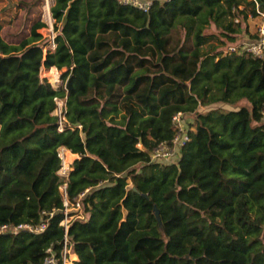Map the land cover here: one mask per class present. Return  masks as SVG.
<instances>
[{"label": "trees", "instance_id": "obj_1", "mask_svg": "<svg viewBox=\"0 0 264 264\" xmlns=\"http://www.w3.org/2000/svg\"><path fill=\"white\" fill-rule=\"evenodd\" d=\"M51 12L47 52L40 16L18 43L0 20V227L48 222L0 233V264L60 253L65 199H81L84 215L69 213L73 264H264V58L223 51L244 30L259 38L254 1L152 0L144 11L53 0ZM50 66L67 91L41 78ZM56 96L67 98L62 131ZM179 113L193 117L180 157L153 161Z\"/></svg>", "mask_w": 264, "mask_h": 264}, {"label": "built area", "instance_id": "obj_2", "mask_svg": "<svg viewBox=\"0 0 264 264\" xmlns=\"http://www.w3.org/2000/svg\"><path fill=\"white\" fill-rule=\"evenodd\" d=\"M120 2L124 4H131L134 6H137L141 8L144 11H148L151 7L152 0H119ZM256 6V11L259 14V28H258V34L259 38L257 40H247L243 42H239L238 44H232L229 45L226 50H224L225 53H243L248 52L252 54L255 57L264 58V9L261 8V1L260 0H253ZM53 4V3H52ZM50 0H45V6H44V16L47 15V20L45 21L47 23V31H49L48 35V43L45 45L47 46L48 50H54L56 47V32L54 31V18L51 12V5ZM238 21V19H235ZM44 47V48H45ZM40 76L43 80L48 81L53 88H59L62 87L66 91L68 90L67 83L68 79H64L62 75V70H60L56 66H50L48 68L43 67L40 72ZM57 107L55 109V114L58 117V130L62 131L64 129V123L66 121V105H67V98L66 97H58L56 96L54 98ZM262 112L264 114V105ZM185 114L179 113L173 117V122L176 127V134L171 144L168 143H161L155 150L152 152V160L155 161H176L180 157V152L182 146H184L189 139L188 130L185 127V123L183 120V117ZM67 154L68 149L61 148L60 150V157L62 159V166L60 170L58 171V174L66 179L68 177L69 171L71 169L70 163L67 161ZM61 190L66 195L67 193V182L65 181L63 185L61 186ZM76 211L79 212L75 218H84V215L82 214V204L81 199H78L75 204L70 205L68 200L65 199L64 202V218L61 221V225L65 229V237L62 245V250L60 253L55 252V250L52 247H49L46 251L45 256V264H73L75 260L78 259L77 254L75 253L72 244L70 243V240L68 238V229L71 224V216L69 215L70 212ZM53 215V213H51ZM74 218V219H75ZM48 226V222H41L40 224L34 226L31 224H20L17 226L12 225H4L0 227V233L3 232H14L17 233L21 229L29 230L33 233H41L46 230Z\"/></svg>", "mask_w": 264, "mask_h": 264}, {"label": "rangeland", "instance_id": "obj_3", "mask_svg": "<svg viewBox=\"0 0 264 264\" xmlns=\"http://www.w3.org/2000/svg\"><path fill=\"white\" fill-rule=\"evenodd\" d=\"M50 3L52 4L53 0H50ZM44 6L45 0H0L1 34L4 39L11 43H18L22 38L28 36L31 26L39 16L44 21L48 19L47 15L44 16ZM257 25H259V22ZM215 31V28L210 30V32ZM44 33L47 37L50 35L47 30H44ZM212 43L216 44L217 40L213 39ZM226 48L227 46L224 47V50ZM46 49L47 46L44 48V52ZM182 121H184L185 127L188 129L193 117L192 115L184 116Z\"/></svg>", "mask_w": 264, "mask_h": 264}, {"label": "crops", "instance_id": "obj_4", "mask_svg": "<svg viewBox=\"0 0 264 264\" xmlns=\"http://www.w3.org/2000/svg\"><path fill=\"white\" fill-rule=\"evenodd\" d=\"M258 20H259V21H258ZM258 22H260V19H259V18L256 19V22H255V23H258ZM257 26H258V25H257ZM243 33H244V34H243V39L241 40V42H243V41H247V40H251V39H250V35L246 33V30H244ZM68 153H69V150H68ZM70 156H75V155H74V154H71Z\"/></svg>", "mask_w": 264, "mask_h": 264}, {"label": "water", "instance_id": "obj_5", "mask_svg": "<svg viewBox=\"0 0 264 264\" xmlns=\"http://www.w3.org/2000/svg\"><path fill=\"white\" fill-rule=\"evenodd\" d=\"M154 212H155V215L157 216L158 218V221L160 223V226L162 227L163 224H162V220H161V215H160V211L159 209L157 208V206L154 207Z\"/></svg>", "mask_w": 264, "mask_h": 264}]
</instances>
